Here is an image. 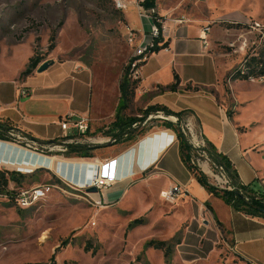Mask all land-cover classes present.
Wrapping results in <instances>:
<instances>
[{
  "label": "rangeland",
  "instance_id": "rangeland-1",
  "mask_svg": "<svg viewBox=\"0 0 264 264\" xmlns=\"http://www.w3.org/2000/svg\"><path fill=\"white\" fill-rule=\"evenodd\" d=\"M161 3L168 9L165 21L175 24L182 19L183 23L208 29L207 40L224 58L220 60L221 67H230L228 74L264 45V0ZM132 5L119 10L113 0H0V43H21L1 47L0 80L12 83L25 65L30 44L33 55L42 57L41 63L52 58L58 62L75 61L93 81L89 101L95 109V121L87 134L90 140L79 144L94 147V156L130 133L140 137L164 127V120L177 122V117L156 111L150 113L152 118L148 114L122 134L119 129H111L120 96L119 83L130 58L125 25L141 27ZM54 32L56 47L50 50ZM163 57L164 54L153 62ZM231 81L226 77L220 90L213 91L233 111L238 129L254 141V151L264 157V78L238 80L233 87ZM10 85L13 95L15 89ZM142 111L134 99L125 112L142 117ZM186 118L181 127L194 147L192 164L204 171L211 184L231 189L225 170L209 157L208 144L199 128L190 129ZM47 145L38 143L45 154L78 158L74 153L51 151L53 146ZM122 147L124 144H116L110 150ZM157 175V170L145 174V181L133 183L117 202L102 205L83 191L58 182L54 170L42 168L27 174L21 182L11 181L9 190L15 192L46 183L57 187L26 208L7 194H0V264H167L164 252L146 247V243L161 240L175 244L178 238L181 243L174 247L172 264H247L231 249L230 229L215 225L210 214L212 224L204 223L207 217L198 211L195 198L181 196L175 203L166 201L161 194L170 186L162 190L154 187L152 179ZM193 190L196 192V188ZM137 219L142 224L131 226Z\"/></svg>",
  "mask_w": 264,
  "mask_h": 264
},
{
  "label": "crops",
  "instance_id": "crops-1",
  "mask_svg": "<svg viewBox=\"0 0 264 264\" xmlns=\"http://www.w3.org/2000/svg\"><path fill=\"white\" fill-rule=\"evenodd\" d=\"M154 1L159 14L166 16L168 9L161 0ZM132 7L138 13L137 6L134 4ZM132 27L148 31L150 26L149 21L141 19L140 28ZM165 27L162 42L158 46L162 47L167 42L169 49L154 51L143 65L135 104L144 110L149 106L162 105L175 112L188 111L186 120L190 129L198 127L203 141L212 142L219 152L228 156L243 184L264 191V157L254 151V141L238 129L235 118L227 114V105L213 91L220 90L230 67H221L220 60L224 58L214 50L211 40H207V45L204 43L202 37L207 34L203 32L202 26L187 22L174 24L167 19ZM15 44L21 43L1 42L0 50L4 45ZM127 46L131 57L132 47ZM29 48L25 65L11 80L12 83L8 85L0 80V125L13 128L12 132H7L10 139L0 138V169L31 173L37 168H51L81 184L85 177L88 179L92 175L94 161L110 159L104 174L115 176L116 182L92 193L90 197L104 204L117 202L129 186L139 180L145 181V174L157 170L158 175L152 179L154 187L162 190L176 183L186 186L188 193L185 196L195 198L198 211L207 217L203 222L211 223L210 214L215 225L219 221L224 228L230 229L231 249L242 261L247 264H264V219L238 211L220 197L206 191L182 161L179 139L173 129L164 126L140 137L116 142L102 149L104 153L101 155L84 158L88 161L86 163L63 162L55 156L42 154L34 146H38V143L33 139L60 140L64 133L59 120L63 115L72 111L88 112L93 126L95 109H92L89 96L94 88L91 75L72 60L58 62L52 58L53 64L47 70L38 72L37 68L29 76L22 75L30 58L34 56L31 44ZM162 54L163 59L153 62L154 58ZM175 75L179 76L181 84L176 91H169L166 86L174 82ZM236 81L230 82L231 87ZM10 84L15 89L13 95L10 94ZM21 86L30 87L31 95L20 97ZM116 144H124V147L110 150ZM31 152L50 157L49 163L33 164L29 160ZM112 159L114 161L110 164ZM101 164L103 167L105 162ZM85 167L87 173L82 176L80 171ZM29 169L33 171L29 172ZM193 188H196V192ZM52 191L54 189L47 195ZM180 243L181 239L175 246Z\"/></svg>",
  "mask_w": 264,
  "mask_h": 264
},
{
  "label": "trees",
  "instance_id": "trees-1",
  "mask_svg": "<svg viewBox=\"0 0 264 264\" xmlns=\"http://www.w3.org/2000/svg\"><path fill=\"white\" fill-rule=\"evenodd\" d=\"M142 4L145 7H155L154 0H143ZM56 32L52 33L50 37L49 49L53 50L56 47ZM167 46V42L162 47L156 46L154 51L157 52L161 48ZM43 61L42 57L37 55V53L30 58L29 64L25 71L22 73L24 76H29L36 68L39 67L41 62ZM129 65L124 70L122 79L120 81V97L118 101V105L115 112V120L111 124V129H119V134H122L127 127L132 125V123L140 120H144V118L156 111H163L166 115H171L177 117V122H173L171 120H164L163 125L167 128L173 129L179 139V147H180V157L187 168L192 172L194 177L198 180V182L208 191L210 194H213L217 197H220L224 200V202L238 211H241L252 217H260L264 219V204L262 197H264V191L256 190L251 185H245L240 180V176L232 164V161L228 158L227 155L218 151L215 145L212 142L207 141L208 144V155L212 159V161L225 170L227 176L230 179V187L229 188H219L215 185L211 184L208 181L207 175L200 168L194 166L191 162L192 152L194 151L193 144L190 142V137L183 131L181 127V123L184 121V118L188 115V111H179L175 112L169 109L166 106L162 105H153L149 106L147 109H142V117L130 116L127 115L125 111H127L136 96V89L140 80H133L129 75ZM228 80H249V79H261L264 77V45L258 53H254L253 56H246L245 59L233 70L232 73L228 74ZM181 84L180 78L178 75L174 76V82L168 84L166 89L169 91H176ZM187 88H191L190 85ZM198 88L196 87V90ZM227 114L230 118L233 117V111L228 109ZM1 132L0 138L2 139H10V136L7 132H12L13 128L7 127L4 125H0ZM134 136L133 133L128 134L127 139H130ZM37 143L40 144H50L54 142H58V140L54 141H40L36 140ZM123 141L117 139L114 143ZM113 143V144H114ZM68 153H74L77 157L87 158L93 157L92 150L94 147H88L86 145H81L79 143H71L67 144ZM42 168H37L31 173H24L20 171L8 170V169H0V194L5 193L11 199L16 201V192L15 190H9V184L11 181L13 182H21L27 176V174H34L37 170ZM58 182H61L59 179H56ZM259 194V196H258ZM142 220L137 219L135 222L131 224V226L141 224ZM218 225L221 228H224L223 224L217 221ZM180 239L176 240V243H179ZM175 244H172L169 241H161V240H150L146 243V247H153L155 249H160L164 252V257L167 264H172V256L174 253Z\"/></svg>",
  "mask_w": 264,
  "mask_h": 264
},
{
  "label": "built area",
  "instance_id": "built-area-1",
  "mask_svg": "<svg viewBox=\"0 0 264 264\" xmlns=\"http://www.w3.org/2000/svg\"><path fill=\"white\" fill-rule=\"evenodd\" d=\"M116 7L119 10H125L130 4H135L138 9V15L142 20L149 21V30H143L139 31L133 28L131 25L127 24L125 25V31H124V37L126 40V43L132 47V56L130 57L128 61L129 65V75L133 80H141V70L143 65L148 61L150 56L154 53V48L158 46L162 42V35L165 30V17L161 14H159L156 7H145L141 2H138L137 0L134 1H127V0H113ZM177 22H183L182 19L177 20ZM207 30H203L204 33L207 34ZM204 40V43L207 45V35H204L202 37ZM164 49L168 50L169 47L165 46ZM264 78V77H263ZM32 91L31 88L28 86H21L19 89V96L20 97H27L31 95ZM153 117V114H150V118ZM91 117L88 112H76L72 111L69 112L61 117L59 120L60 126L63 130V136L58 142L50 143L48 145H52L53 147L49 150L51 151H57L59 152H65L67 151V144L70 143H79V142H86L87 140H90L88 138L87 134L90 132L91 128ZM47 145V146H48ZM35 147L40 149L38 146L34 144ZM42 154L46 153V150L40 149ZM48 155V154H46ZM49 156H55L59 160H62L63 162H82L86 163L88 162L82 157H79L80 160L74 161L73 158L63 156V158H60V156L56 155H49ZM109 160L105 161H94L96 164L95 171L92 175L85 177L83 183H78L73 181L71 178L66 177L62 173L49 168V170H54L55 174H57L58 179L62 182H65L68 186L72 188H77L81 191H83L86 195L91 197L92 193L94 192H88L87 189L89 187H97L98 191L102 189H106L110 186H112L116 182V177L110 174H104V168L109 163ZM113 159L110 161V164L113 163ZM105 162L104 166L101 168V163ZM82 176H84V173H87L86 167L81 169ZM86 176V175H85ZM57 186L52 183H46L37 185L30 188H23L16 192V201L18 202L19 206L21 207H28L35 202L39 201L40 199H43L47 196V194L52 190L55 189ZM188 193V189L186 186H183L181 184H173L168 189L162 191V197L170 202L175 203L177 199L181 196H185ZM259 196V194H258ZM263 204H264V197H262ZM96 204L102 205L101 200H96Z\"/></svg>",
  "mask_w": 264,
  "mask_h": 264
},
{
  "label": "bare ground",
  "instance_id": "bare-ground-1",
  "mask_svg": "<svg viewBox=\"0 0 264 264\" xmlns=\"http://www.w3.org/2000/svg\"><path fill=\"white\" fill-rule=\"evenodd\" d=\"M32 156L31 158L29 159L33 164H37V163H49L50 161V157L46 156V155H42L40 153H33L31 152ZM95 167H96V164L93 163L92 164V174L94 173L95 171ZM100 170L102 171V164H101V168Z\"/></svg>",
  "mask_w": 264,
  "mask_h": 264
},
{
  "label": "water",
  "instance_id": "water-1",
  "mask_svg": "<svg viewBox=\"0 0 264 264\" xmlns=\"http://www.w3.org/2000/svg\"><path fill=\"white\" fill-rule=\"evenodd\" d=\"M53 64L52 61H45L43 62L39 67H38V72H43L45 70H47L51 65ZM88 192H98V188L93 186V187H89L87 189Z\"/></svg>",
  "mask_w": 264,
  "mask_h": 264
}]
</instances>
